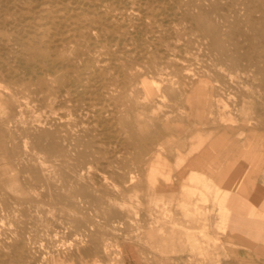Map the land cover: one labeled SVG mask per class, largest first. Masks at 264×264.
Instances as JSON below:
<instances>
[{
    "label": "rangeland",
    "instance_id": "374dc122",
    "mask_svg": "<svg viewBox=\"0 0 264 264\" xmlns=\"http://www.w3.org/2000/svg\"><path fill=\"white\" fill-rule=\"evenodd\" d=\"M116 1L78 0L107 24L79 39L96 55L76 59L102 69L88 108L47 72L43 89L0 75V264H264V248L228 234L222 192L264 159V124L241 112L258 80L244 60L229 67L260 4ZM4 22L0 67L27 76Z\"/></svg>",
    "mask_w": 264,
    "mask_h": 264
},
{
    "label": "bare ground",
    "instance_id": "6f19581e",
    "mask_svg": "<svg viewBox=\"0 0 264 264\" xmlns=\"http://www.w3.org/2000/svg\"><path fill=\"white\" fill-rule=\"evenodd\" d=\"M75 1L71 0L72 3H70L68 0H0V10L6 9L12 14L11 16H13L11 19L8 17L5 22H9L11 25L13 23L14 25L12 26L14 27L16 25L14 31L10 28L12 34L9 37L12 44L15 45L14 48L16 50L14 49L12 52L11 50L7 52L12 53L14 60L15 58L17 60L18 56L16 53L19 52V62H22L32 70L27 76H23L19 75L20 73H16L15 65L9 66L8 68H2V66L0 67V75L12 86L22 87L36 84L38 88L43 89L45 87V81L41 74L47 72L52 76L53 80L59 84L57 92H64L71 95L88 108L90 102L86 101L89 99L87 97L89 95L85 96L86 93L91 94L93 97H100L102 95L101 86H99V83L96 81V76L100 74L99 71L102 69L97 67L92 70L94 65L82 64L76 59L83 53H86L88 56H93V54L96 55L95 51L85 49L86 46L81 45L82 43L79 42V39L81 37L88 40L94 38L95 34L92 29L98 28V26H107V24L104 25L102 22L100 23L93 15L89 16L87 11L82 8V5L80 6L78 0ZM257 2L260 4L257 10L259 13L258 17L254 15L255 7L249 6L250 13L247 16L248 31L246 36L247 49L241 56L238 54L232 55L231 65L229 67L234 68L237 64H240V61L244 60V65L252 69L253 74H255L254 79L258 80V83H256L258 88L247 91L248 102L242 103L241 112L246 115H253L252 117H254V119H259V122L264 124V0H257ZM92 9L94 10V7ZM95 11H97V8ZM2 12H0L1 23L5 20V18H2L3 15L1 16V14H3ZM129 12L130 11L125 12L126 15ZM204 15L205 14L201 13L195 16V18L202 28L210 32L213 45H219L216 27H209L205 23ZM127 16L129 17V14ZM2 27L3 26H1V28ZM2 29H4V27ZM5 29H7V26ZM6 37H8V35ZM0 41L2 40L0 39ZM238 45V43L234 44V46ZM3 47L9 49L8 45H4ZM2 58L3 57H1V59ZM73 71L80 72L79 74L73 75ZM217 82L221 85H226L222 77H219ZM146 90H148V88H146ZM4 94L5 93H3V95ZM6 100L11 102L13 100V95L6 94ZM101 109H99V111ZM186 135H188V133ZM176 142L178 144L177 146H180L183 141H180L178 138ZM198 146H201V144ZM198 146L187 151L184 155L188 158ZM179 155L182 154L179 153ZM251 159L258 162V165L264 160L261 157L258 158L256 155H252ZM224 175L225 170L220 173V180L223 179ZM222 192H224L223 196L226 197L229 190L222 189ZM22 250H24L22 243L17 242L15 246V255L17 256L20 254ZM16 258L19 260V257Z\"/></svg>",
    "mask_w": 264,
    "mask_h": 264
},
{
    "label": "crops",
    "instance_id": "0c3cea01",
    "mask_svg": "<svg viewBox=\"0 0 264 264\" xmlns=\"http://www.w3.org/2000/svg\"><path fill=\"white\" fill-rule=\"evenodd\" d=\"M228 190L224 200L228 234L264 248V160Z\"/></svg>",
    "mask_w": 264,
    "mask_h": 264
}]
</instances>
